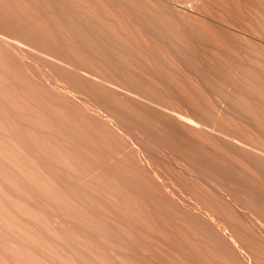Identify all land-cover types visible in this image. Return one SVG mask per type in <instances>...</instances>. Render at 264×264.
Masks as SVG:
<instances>
[{
  "label": "bare ground",
  "instance_id": "bare-ground-1",
  "mask_svg": "<svg viewBox=\"0 0 264 264\" xmlns=\"http://www.w3.org/2000/svg\"><path fill=\"white\" fill-rule=\"evenodd\" d=\"M0 264H264V0H0Z\"/></svg>",
  "mask_w": 264,
  "mask_h": 264
}]
</instances>
